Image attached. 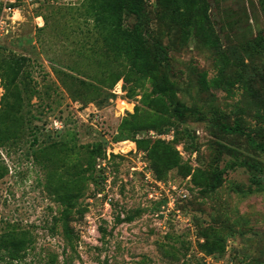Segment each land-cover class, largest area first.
Here are the masks:
<instances>
[{
	"label": "rangeland",
	"instance_id": "rangeland-1",
	"mask_svg": "<svg viewBox=\"0 0 264 264\" xmlns=\"http://www.w3.org/2000/svg\"><path fill=\"white\" fill-rule=\"evenodd\" d=\"M85 3L25 7L0 38V67L25 59L0 78V264H264V0L126 12L166 54L152 78Z\"/></svg>",
	"mask_w": 264,
	"mask_h": 264
},
{
	"label": "trees",
	"instance_id": "trees-1",
	"mask_svg": "<svg viewBox=\"0 0 264 264\" xmlns=\"http://www.w3.org/2000/svg\"><path fill=\"white\" fill-rule=\"evenodd\" d=\"M181 10L189 11L196 0H170ZM146 0H86L85 16L93 20L96 30L104 41L105 50L114 57L115 62L125 65L140 78H152L163 66L164 51L155 57L147 47L143 32H129L123 28L126 12L141 14ZM1 12V6H0ZM25 59H11L0 67L3 87L8 91L17 83ZM180 108L176 112H180Z\"/></svg>",
	"mask_w": 264,
	"mask_h": 264
},
{
	"label": "built area",
	"instance_id": "built-area-1",
	"mask_svg": "<svg viewBox=\"0 0 264 264\" xmlns=\"http://www.w3.org/2000/svg\"><path fill=\"white\" fill-rule=\"evenodd\" d=\"M45 3L46 0H0V38L9 34L11 27L18 23V16L23 17L25 15V7L33 11L41 8ZM59 125H62V123H55L57 130L63 128Z\"/></svg>",
	"mask_w": 264,
	"mask_h": 264
},
{
	"label": "bare ground",
	"instance_id": "bare-ground-1",
	"mask_svg": "<svg viewBox=\"0 0 264 264\" xmlns=\"http://www.w3.org/2000/svg\"><path fill=\"white\" fill-rule=\"evenodd\" d=\"M121 104H123V105L125 106V103H121ZM125 107H126V106H125ZM126 108H127V107H126ZM127 109H128V108H127ZM125 110H126V109H125ZM125 110H124V111H125ZM126 111H128V110H126Z\"/></svg>",
	"mask_w": 264,
	"mask_h": 264
}]
</instances>
